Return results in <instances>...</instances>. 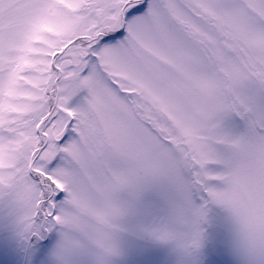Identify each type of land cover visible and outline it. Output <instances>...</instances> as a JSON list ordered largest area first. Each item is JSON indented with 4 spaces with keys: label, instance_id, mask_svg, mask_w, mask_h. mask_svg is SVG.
<instances>
[{
    "label": "snow or ice",
    "instance_id": "obj_1",
    "mask_svg": "<svg viewBox=\"0 0 264 264\" xmlns=\"http://www.w3.org/2000/svg\"><path fill=\"white\" fill-rule=\"evenodd\" d=\"M0 264H264V0H0Z\"/></svg>",
    "mask_w": 264,
    "mask_h": 264
}]
</instances>
